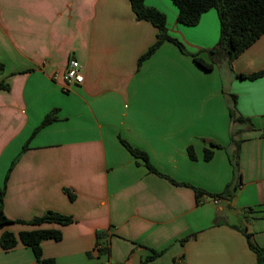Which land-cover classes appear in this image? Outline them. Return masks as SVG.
<instances>
[{
	"label": "crops",
	"instance_id": "1",
	"mask_svg": "<svg viewBox=\"0 0 264 264\" xmlns=\"http://www.w3.org/2000/svg\"><path fill=\"white\" fill-rule=\"evenodd\" d=\"M145 2L166 15L188 54L165 42L139 66L158 30L129 0H0L3 211L13 221L47 212L73 219L9 225L0 239L60 230V241L41 243L56 264H143L155 253L146 264H256L246 234L264 248V77L238 75L264 68V35L206 71L192 56L212 62L217 12L186 26L170 0ZM73 58L85 79L65 92ZM232 111L249 122L233 121ZM48 114L55 121L35 132ZM123 141L169 179L231 196L197 201ZM0 264L37 261L19 242L9 251L0 244Z\"/></svg>",
	"mask_w": 264,
	"mask_h": 264
},
{
	"label": "trees",
	"instance_id": "2",
	"mask_svg": "<svg viewBox=\"0 0 264 264\" xmlns=\"http://www.w3.org/2000/svg\"><path fill=\"white\" fill-rule=\"evenodd\" d=\"M131 8L138 20H145L153 24L157 30V39L147 50V52L140 58L139 66L148 58H150L165 42L174 43L183 53L188 54L183 44L177 39L171 37L167 29V17L158 9L148 6L145 0H129ZM178 10V21L186 26H196L203 14L210 10H215L218 14L220 22V37L217 46L209 51L212 62L208 63L203 59L192 56L194 62L206 71L213 68V61L217 57H224L229 62H233L248 48H250L259 38L264 35V0H170ZM264 77V68L258 72L244 75H238V78L254 81ZM233 121L245 123L249 120L243 117H236L232 111ZM55 121L53 114H48L38 129ZM124 146L136 158L141 159L147 168L161 177L167 176L159 173L150 163L148 155L136 148L131 147L127 142L123 141ZM213 147H219L217 144H212ZM189 155L195 159L193 150L189 149ZM213 157V151L207 149L205 151L204 159L206 161ZM176 185H186L194 189L197 201L204 195H208L214 199L222 198L224 195L231 196L229 190L225 194H213L204 189L193 187L187 184L177 183L169 179ZM5 196V187L0 188V231L5 227L17 223L27 224L32 226H41L45 223H58L60 225H67L73 222V219L68 216L61 215L55 212H47L42 217H36L30 221H13L6 217L3 211V199ZM245 233V231H243ZM250 249L256 254V264H264V248L255 246L250 236L246 234ZM62 239V232L57 229H35L31 231H23L17 237L10 231H4L0 244L3 250L9 251L15 248L19 242L30 247L34 253L37 264H56L55 260L44 258L41 243L45 240L60 241ZM105 251V250H104ZM158 254L155 253L143 262L146 264L149 260L154 259Z\"/></svg>",
	"mask_w": 264,
	"mask_h": 264
},
{
	"label": "built area",
	"instance_id": "3",
	"mask_svg": "<svg viewBox=\"0 0 264 264\" xmlns=\"http://www.w3.org/2000/svg\"><path fill=\"white\" fill-rule=\"evenodd\" d=\"M82 65L81 63L76 59H71L68 63V66L66 68V71L63 75V91L68 92L73 87L82 85L84 83V74L82 72ZM58 75L56 74L54 76V79H57Z\"/></svg>",
	"mask_w": 264,
	"mask_h": 264
},
{
	"label": "rangeland",
	"instance_id": "4",
	"mask_svg": "<svg viewBox=\"0 0 264 264\" xmlns=\"http://www.w3.org/2000/svg\"><path fill=\"white\" fill-rule=\"evenodd\" d=\"M223 60H225L223 57H217L215 61H213L214 64H216L217 66H219V64H221V62H223Z\"/></svg>",
	"mask_w": 264,
	"mask_h": 264
}]
</instances>
